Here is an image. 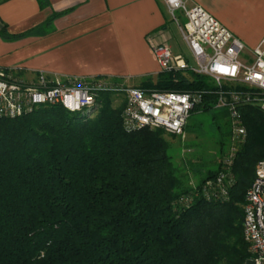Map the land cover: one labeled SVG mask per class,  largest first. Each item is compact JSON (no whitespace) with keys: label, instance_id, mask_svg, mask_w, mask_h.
Returning a JSON list of instances; mask_svg holds the SVG:
<instances>
[{"label":"trees","instance_id":"obj_1","mask_svg":"<svg viewBox=\"0 0 264 264\" xmlns=\"http://www.w3.org/2000/svg\"><path fill=\"white\" fill-rule=\"evenodd\" d=\"M0 35L9 37L4 27ZM86 80L104 84L88 116L48 104L0 117V264H247L244 205L264 158V111L239 105L245 137L232 142L229 110L214 107L218 87L208 76L160 71L132 86L203 92L193 112L212 113L220 147L191 186L162 129L123 128L119 81Z\"/></svg>","mask_w":264,"mask_h":264},{"label":"crops","instance_id":"obj_2","mask_svg":"<svg viewBox=\"0 0 264 264\" xmlns=\"http://www.w3.org/2000/svg\"><path fill=\"white\" fill-rule=\"evenodd\" d=\"M194 5L225 26L246 52L264 35V0H187ZM168 15L163 0H47L44 7L38 0H0V28L9 34L0 35V68L27 83L41 72L51 81L101 77L132 87L160 72L148 39L169 43ZM169 45L173 54L182 53Z\"/></svg>","mask_w":264,"mask_h":264},{"label":"built area","instance_id":"obj_3","mask_svg":"<svg viewBox=\"0 0 264 264\" xmlns=\"http://www.w3.org/2000/svg\"><path fill=\"white\" fill-rule=\"evenodd\" d=\"M168 13L178 26L190 58L173 54L167 41L148 39L151 54L160 71H191L211 78L217 85L215 108L229 110L232 142H242L245 129L241 124L238 106L250 104L264 111V35L251 52L244 44L201 6H187V0H163ZM181 11L182 23L176 12ZM226 83L242 89L225 90ZM104 88L100 81L71 77L67 80H48L39 73L34 83L14 78L0 68V117L15 118L41 105L61 104L70 112L92 113L96 91ZM122 125L126 131L140 128L162 129L182 136L185 126L203 92L146 91L127 87ZM223 175L217 178L220 184ZM243 237L250 253L251 264H264V158L258 160L254 178L246 192Z\"/></svg>","mask_w":264,"mask_h":264},{"label":"rangeland","instance_id":"obj_4","mask_svg":"<svg viewBox=\"0 0 264 264\" xmlns=\"http://www.w3.org/2000/svg\"><path fill=\"white\" fill-rule=\"evenodd\" d=\"M176 14L178 15L177 12ZM168 18L169 43L175 51L182 52L189 59L191 65L194 64L170 14ZM115 87L124 90L123 87L125 86L121 84ZM121 98L122 95L117 97L114 106L121 102ZM220 133L221 129L212 119V113L199 111L190 115L182 136L164 132L171 162L180 170V174L187 176L191 186H196L197 176L194 171L211 166L210 163L217 157L220 147L218 143L221 137ZM227 153L230 154V150Z\"/></svg>","mask_w":264,"mask_h":264},{"label":"water","instance_id":"obj_5","mask_svg":"<svg viewBox=\"0 0 264 264\" xmlns=\"http://www.w3.org/2000/svg\"><path fill=\"white\" fill-rule=\"evenodd\" d=\"M247 264H251V263L248 261Z\"/></svg>","mask_w":264,"mask_h":264}]
</instances>
